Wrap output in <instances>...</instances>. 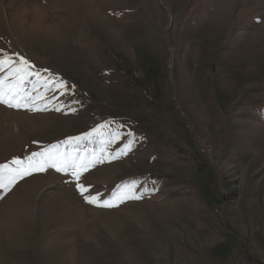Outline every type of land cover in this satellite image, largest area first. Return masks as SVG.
Segmentation results:
<instances>
[{"label": "rangeland", "instance_id": "1", "mask_svg": "<svg viewBox=\"0 0 264 264\" xmlns=\"http://www.w3.org/2000/svg\"><path fill=\"white\" fill-rule=\"evenodd\" d=\"M5 57L41 110L0 104V264H264V0H0ZM50 149L97 203L9 182Z\"/></svg>", "mask_w": 264, "mask_h": 264}, {"label": "snow or ice", "instance_id": "2", "mask_svg": "<svg viewBox=\"0 0 264 264\" xmlns=\"http://www.w3.org/2000/svg\"><path fill=\"white\" fill-rule=\"evenodd\" d=\"M7 69V75L0 76V104H5L8 107L17 109L27 108L31 111L41 110L34 102L39 100V96L31 95L27 90L21 91L20 85L23 84L25 77L31 75L32 66L24 57H19L18 60H12L10 57L0 58V71ZM11 77V79H10ZM7 81V83H6ZM106 125H98L88 133L91 136L93 133L101 134L100 130ZM79 140L81 137L69 138V140ZM56 146L53 145L52 148ZM36 157H40L39 160ZM113 159L115 157H112ZM25 162L19 159H13L12 164L16 167L10 169V183L14 182L17 175L23 178V175H31L32 171H44L46 168H54L57 172H71L74 179L77 181L76 187L86 202L97 203L99 196H93L87 193V187L79 183L81 170H87L89 165L80 157H66L62 153L54 152L51 149L47 152L32 153L26 158ZM102 162V161H101ZM8 168V165H0V174ZM6 185L0 183V188ZM139 197L133 194L125 193L121 202L124 200L138 199ZM101 206H112L107 201H104Z\"/></svg>", "mask_w": 264, "mask_h": 264}, {"label": "trees", "instance_id": "3", "mask_svg": "<svg viewBox=\"0 0 264 264\" xmlns=\"http://www.w3.org/2000/svg\"><path fill=\"white\" fill-rule=\"evenodd\" d=\"M83 136H84V134H83ZM91 136H93V140H97V135H91ZM91 136H84L85 137V139L83 140V142L85 141V140H87L88 138H90ZM72 143V142H71ZM76 143V142H75ZM121 188H123V186L121 187Z\"/></svg>", "mask_w": 264, "mask_h": 264}]
</instances>
